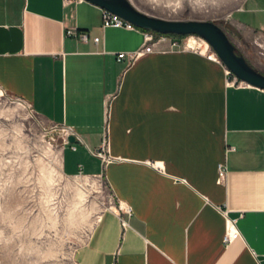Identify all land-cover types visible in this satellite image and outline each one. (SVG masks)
Segmentation results:
<instances>
[{
    "label": "crops",
    "instance_id": "obj_1",
    "mask_svg": "<svg viewBox=\"0 0 264 264\" xmlns=\"http://www.w3.org/2000/svg\"><path fill=\"white\" fill-rule=\"evenodd\" d=\"M102 12L0 0V89L66 129L75 142L62 149L63 173L104 176L120 205L79 264H264V91L228 87L211 55L168 44L126 68L115 55L140 50L143 34L102 28ZM104 140L106 166L91 154ZM227 229L235 238L224 243Z\"/></svg>",
    "mask_w": 264,
    "mask_h": 264
},
{
    "label": "rangeland",
    "instance_id": "obj_2",
    "mask_svg": "<svg viewBox=\"0 0 264 264\" xmlns=\"http://www.w3.org/2000/svg\"><path fill=\"white\" fill-rule=\"evenodd\" d=\"M128 1L148 16L216 24L237 55L264 70V30L248 24L264 26V0ZM244 4L257 10L240 13ZM178 40L180 49L191 47L219 62L201 38ZM65 142L61 128L0 89V264H79L99 219L120 211L104 176L63 173Z\"/></svg>",
    "mask_w": 264,
    "mask_h": 264
},
{
    "label": "water",
    "instance_id": "obj_3",
    "mask_svg": "<svg viewBox=\"0 0 264 264\" xmlns=\"http://www.w3.org/2000/svg\"><path fill=\"white\" fill-rule=\"evenodd\" d=\"M100 9L129 22L138 29L160 35L196 36L213 50L219 62L238 81L246 86L264 91V75L254 70L246 60L237 55L225 33L216 24L207 21H170L148 16L135 9L128 0H84ZM74 143L73 136L67 138Z\"/></svg>",
    "mask_w": 264,
    "mask_h": 264
},
{
    "label": "built area",
    "instance_id": "obj_4",
    "mask_svg": "<svg viewBox=\"0 0 264 264\" xmlns=\"http://www.w3.org/2000/svg\"><path fill=\"white\" fill-rule=\"evenodd\" d=\"M84 0H63L64 5H70L74 3H81ZM101 27L106 28H124L126 30L130 31H140L143 34L144 37V45L142 48L136 52H130V53H123L119 52L115 55L116 62L118 63H125L126 68H129L132 66L136 61L143 58L144 56H147L151 53H154L158 51V47H160L163 44H168L169 48L171 49H178L180 48V42L178 38L171 35H160L157 33H153L150 31H143L129 22L124 21L123 19L117 17L116 15H113L110 12L104 11L102 12V20H101ZM65 36L66 37H74L77 38L80 42H88V34L86 32L79 31L75 28H68L65 30ZM93 42L96 44L99 42V38L95 37L93 38ZM186 48V47H184ZM225 74L227 77V86H246L242 82L238 81L228 70L225 69ZM66 133V144L67 138L69 137V132L61 128ZM107 140H104L102 143V146L100 150L92 152V156L98 158L104 166H106L110 162V156L108 154L107 149ZM226 174V167L225 165H220L218 168V177L220 180H224ZM124 213L131 214V209L128 207L124 208ZM122 227H125V222L121 221ZM228 230V229H227ZM232 239L230 238L228 232L224 236V243H229Z\"/></svg>",
    "mask_w": 264,
    "mask_h": 264
},
{
    "label": "bare ground",
    "instance_id": "obj_5",
    "mask_svg": "<svg viewBox=\"0 0 264 264\" xmlns=\"http://www.w3.org/2000/svg\"><path fill=\"white\" fill-rule=\"evenodd\" d=\"M189 48H191V47H189ZM213 58H215V56L214 55H211ZM228 234H229V236H230V238L233 240L234 238H235V236H234V234L233 233H231V231L230 230H228Z\"/></svg>",
    "mask_w": 264,
    "mask_h": 264
},
{
    "label": "trees",
    "instance_id": "obj_6",
    "mask_svg": "<svg viewBox=\"0 0 264 264\" xmlns=\"http://www.w3.org/2000/svg\"><path fill=\"white\" fill-rule=\"evenodd\" d=\"M144 31V30H143ZM171 36H175V35H171ZM175 37H177V38H185V37H187V36H175Z\"/></svg>",
    "mask_w": 264,
    "mask_h": 264
}]
</instances>
